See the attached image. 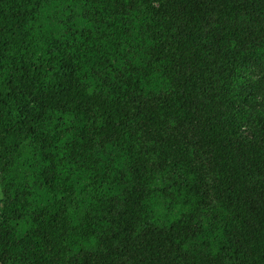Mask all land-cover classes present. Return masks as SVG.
I'll return each mask as SVG.
<instances>
[{"label": "trees", "instance_id": "trees-1", "mask_svg": "<svg viewBox=\"0 0 264 264\" xmlns=\"http://www.w3.org/2000/svg\"><path fill=\"white\" fill-rule=\"evenodd\" d=\"M0 264H264V0H0Z\"/></svg>", "mask_w": 264, "mask_h": 264}, {"label": "rangeland", "instance_id": "rangeland-1", "mask_svg": "<svg viewBox=\"0 0 264 264\" xmlns=\"http://www.w3.org/2000/svg\"><path fill=\"white\" fill-rule=\"evenodd\" d=\"M4 198V189L1 186L0 183V217L3 216L4 210H3V203H2V199Z\"/></svg>", "mask_w": 264, "mask_h": 264}]
</instances>
